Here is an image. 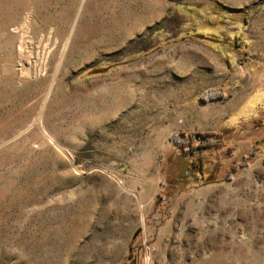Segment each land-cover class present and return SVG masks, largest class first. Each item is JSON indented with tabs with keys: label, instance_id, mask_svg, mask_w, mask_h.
Here are the masks:
<instances>
[{
	"label": "rangeland",
	"instance_id": "obj_1",
	"mask_svg": "<svg viewBox=\"0 0 264 264\" xmlns=\"http://www.w3.org/2000/svg\"><path fill=\"white\" fill-rule=\"evenodd\" d=\"M0 264H264V0H0Z\"/></svg>",
	"mask_w": 264,
	"mask_h": 264
},
{
	"label": "trees",
	"instance_id": "obj_2",
	"mask_svg": "<svg viewBox=\"0 0 264 264\" xmlns=\"http://www.w3.org/2000/svg\"><path fill=\"white\" fill-rule=\"evenodd\" d=\"M221 96H222V93H220L219 91L209 90L206 93H204L201 98L203 101L207 102L209 100L219 99ZM211 146H213V147L216 146L215 140H213V138H211V137L207 138L204 136V139L201 142V145L198 146L197 150L201 152L202 149H206V148L211 147ZM200 163H201L200 167H203L201 161H200Z\"/></svg>",
	"mask_w": 264,
	"mask_h": 264
}]
</instances>
